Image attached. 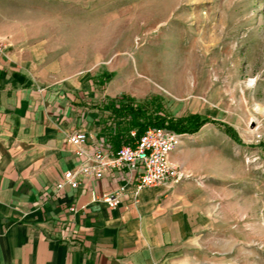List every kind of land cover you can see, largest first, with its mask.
Returning <instances> with one entry per match:
<instances>
[{
	"label": "rangeland",
	"instance_id": "374dc122",
	"mask_svg": "<svg viewBox=\"0 0 264 264\" xmlns=\"http://www.w3.org/2000/svg\"><path fill=\"white\" fill-rule=\"evenodd\" d=\"M0 44L2 70L85 107L157 96L167 116L212 120L173 162L213 207L223 263L264 264V0H0Z\"/></svg>",
	"mask_w": 264,
	"mask_h": 264
},
{
	"label": "crops",
	"instance_id": "0c3cea01",
	"mask_svg": "<svg viewBox=\"0 0 264 264\" xmlns=\"http://www.w3.org/2000/svg\"><path fill=\"white\" fill-rule=\"evenodd\" d=\"M1 65L0 264H224L208 242L213 207L199 202L196 184L146 188L137 203L123 197L115 208L95 198L123 182L118 170L78 175L77 188L58 190L64 173L109 138L106 102L85 107L82 96L24 81ZM82 129L85 142L70 145L68 136Z\"/></svg>",
	"mask_w": 264,
	"mask_h": 264
},
{
	"label": "built area",
	"instance_id": "2783aa9c",
	"mask_svg": "<svg viewBox=\"0 0 264 264\" xmlns=\"http://www.w3.org/2000/svg\"><path fill=\"white\" fill-rule=\"evenodd\" d=\"M3 49L4 46L0 44V53ZM130 135L134 137L135 130ZM181 136L165 127L149 126L132 145H122L117 149L106 138L96 144L94 153L87 156L79 169L66 171L56 188L61 190L65 184L77 188L78 175L100 179L105 172L118 170L123 182L110 194L95 199L104 202L109 208L117 207L123 197L137 203L142 190L176 184L183 179L179 166L171 161V154L179 147ZM85 138L86 133L82 129L70 134L67 141L74 147H80ZM69 211L74 212L75 207H70Z\"/></svg>",
	"mask_w": 264,
	"mask_h": 264
},
{
	"label": "trees",
	"instance_id": "16d2710c",
	"mask_svg": "<svg viewBox=\"0 0 264 264\" xmlns=\"http://www.w3.org/2000/svg\"><path fill=\"white\" fill-rule=\"evenodd\" d=\"M112 74H107L109 79ZM102 109L114 120V127H109L108 137L112 146L117 149L122 145H132L143 131L149 127H165L180 135H192L212 120L198 114L173 118L164 114L159 98L153 96L144 102H138L127 95L110 98ZM225 133L234 141L239 142L236 132L227 125L223 126ZM135 130V136L130 132Z\"/></svg>",
	"mask_w": 264,
	"mask_h": 264
}]
</instances>
